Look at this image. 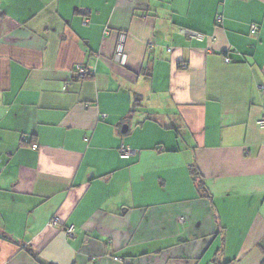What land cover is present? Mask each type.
<instances>
[{"label": "crops", "instance_id": "0c3cea01", "mask_svg": "<svg viewBox=\"0 0 264 264\" xmlns=\"http://www.w3.org/2000/svg\"><path fill=\"white\" fill-rule=\"evenodd\" d=\"M262 116L264 0H0V264H261Z\"/></svg>", "mask_w": 264, "mask_h": 264}, {"label": "built area", "instance_id": "2783aa9c", "mask_svg": "<svg viewBox=\"0 0 264 264\" xmlns=\"http://www.w3.org/2000/svg\"><path fill=\"white\" fill-rule=\"evenodd\" d=\"M221 19V16H216V21L219 22ZM87 21V20H86ZM257 30V26L255 24L251 25L250 28V32L251 33H255ZM182 33L184 35H186L188 38L190 39H197V40H202L203 39V34L199 33V32H195L193 30H182ZM126 37L127 34L124 31H121L118 33L117 35V39H116V43H115V47H114V52L112 55V61L114 64H116L119 67H125L126 65V61H127V54L125 51V42H126ZM226 62H229L230 59L228 57L225 58ZM74 74L76 75L77 78H85L87 75L91 74V70L88 69L85 66H82L81 64H77L74 68ZM257 125L260 128H264V116H262L261 118H259L257 120ZM24 142H26V139H23ZM33 147H36V144H32ZM118 152H119V156L121 158H128L133 154V150L124 145L121 144L118 148ZM75 231L74 226H68L64 232L66 235L68 236H72L73 233Z\"/></svg>", "mask_w": 264, "mask_h": 264}, {"label": "trees", "instance_id": "16d2710c", "mask_svg": "<svg viewBox=\"0 0 264 264\" xmlns=\"http://www.w3.org/2000/svg\"><path fill=\"white\" fill-rule=\"evenodd\" d=\"M190 173H191V175H192V177H194L196 174L194 173V169L193 168H190ZM193 174H194V176H193ZM196 177V176H195ZM193 178L194 179V181H195V183H196V186H197V189L198 190H203V188H204V182H203V180L201 179V180H195L196 178ZM263 252V258H262V260H261V264H264V250H262ZM31 253H32V251H30ZM34 255V254H33ZM42 264H50V263H48V262H42ZM221 264H230V262H224V263H221Z\"/></svg>", "mask_w": 264, "mask_h": 264}, {"label": "rangeland", "instance_id": "374dc122", "mask_svg": "<svg viewBox=\"0 0 264 264\" xmlns=\"http://www.w3.org/2000/svg\"><path fill=\"white\" fill-rule=\"evenodd\" d=\"M24 139H25V138H24ZM26 140H27V139H26ZM27 141H28V140H27ZM211 250L213 251V249H211ZM212 251H211V252H212Z\"/></svg>", "mask_w": 264, "mask_h": 264}]
</instances>
